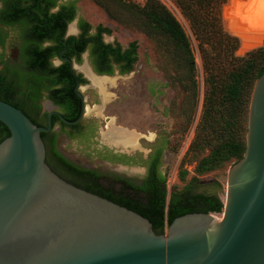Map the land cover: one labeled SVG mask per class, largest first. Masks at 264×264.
I'll list each match as a JSON object with an SVG mask.
<instances>
[{
    "label": "water",
    "instance_id": "obj_1",
    "mask_svg": "<svg viewBox=\"0 0 264 264\" xmlns=\"http://www.w3.org/2000/svg\"><path fill=\"white\" fill-rule=\"evenodd\" d=\"M0 122L10 134L0 143V264H264V73L221 217L188 214L161 235L143 216L49 168L41 134L50 118L38 127L0 100Z\"/></svg>",
    "mask_w": 264,
    "mask_h": 264
},
{
    "label": "trees",
    "instance_id": "obj_2",
    "mask_svg": "<svg viewBox=\"0 0 264 264\" xmlns=\"http://www.w3.org/2000/svg\"><path fill=\"white\" fill-rule=\"evenodd\" d=\"M25 1V0H24ZM28 3L3 0L0 22L4 25L29 22L30 35L37 32H52V23L64 19L66 23L75 16L73 5L62 7L59 13L50 14L55 0H46L44 11L34 10L35 0ZM114 22L121 21L113 14L110 4L130 18L138 21L139 29L148 38L161 36L182 58L186 71L194 77V59L188 36L176 17L159 1L145 0L139 6L126 0H92ZM188 22L202 59L205 74L203 109L197 134L190 150L199 152L203 147L210 148V154L203 158L197 167L198 173L213 171L224 163L238 162L245 152L247 117L250 98L256 80L264 73V35L255 36L254 31L236 11L235 5L244 0H171ZM228 4V5H227ZM223 20L227 30L224 29ZM82 34L78 37V55L87 47L95 65H108L98 70L99 74L113 75L112 64H116L120 74L133 71L137 61V43H130L127 49L120 44H105L102 35L111 31L99 26L93 35L91 26L80 22ZM0 44H4L3 42ZM243 55L237 56L236 53ZM39 68L37 64H33ZM100 66V67H101ZM32 67V66H31ZM49 67V66H48ZM4 77L0 73V94ZM191 88H195L194 82ZM3 102L7 99L0 97ZM9 131L0 122V143L9 137ZM42 138V136H41ZM151 160L141 161L148 167L143 186L117 179L111 181L106 176L92 170L80 169L59 154L46 153L45 162L61 179L91 194L107 199L121 207L148 219L153 231L161 235L175 219L195 213L220 214L223 204L214 194L196 193L192 188L172 192L167 201L165 177L159 172L162 147L155 146ZM114 162L136 165L133 158L113 156ZM185 174V172H183Z\"/></svg>",
    "mask_w": 264,
    "mask_h": 264
},
{
    "label": "rangeland",
    "instance_id": "obj_3",
    "mask_svg": "<svg viewBox=\"0 0 264 264\" xmlns=\"http://www.w3.org/2000/svg\"><path fill=\"white\" fill-rule=\"evenodd\" d=\"M126 1L139 6H143L145 2ZM159 1L176 17L189 38L194 59V77H190L182 58L163 37L148 38L140 31L138 21L119 12L112 4L110 9L121 24L108 19L103 10L91 0H82L79 3V16L94 27L101 24L109 28L110 36L103 37L106 43L114 41L122 48H127L130 43H137V62L131 74L111 78L113 85L106 90L108 98L101 116L87 117L88 121H95L98 126L94 149L73 143L64 136L59 137L58 148L76 166L96 171L110 180L127 179L134 185H140L144 178V169L140 164L123 165L101 158L102 148H109L103 142V134L107 123L113 119L117 127L142 136L138 150L124 152L113 148L125 154H135L136 163L143 161L142 158L148 156L155 146L163 148L161 171L165 177L167 201L172 192L192 188L196 193L217 195L224 205L228 171L237 162L224 163L210 172L197 171L199 162L210 154V148L205 146L197 153L190 150L203 109L205 74L202 59L198 42L178 8L171 0ZM223 26L228 31L224 20ZM253 31L255 36L264 35ZM5 32L11 41H17L18 28H7ZM236 55L242 57L244 54L237 52ZM192 82L195 88H191ZM84 95L87 98L86 105H102L101 95L92 85L91 88L84 89ZM213 215L220 218L222 213Z\"/></svg>",
    "mask_w": 264,
    "mask_h": 264
},
{
    "label": "flooded vegetation",
    "instance_id": "obj_4",
    "mask_svg": "<svg viewBox=\"0 0 264 264\" xmlns=\"http://www.w3.org/2000/svg\"><path fill=\"white\" fill-rule=\"evenodd\" d=\"M11 1L21 2L23 5L28 3L26 0ZM55 1V6L49 10L50 14L59 13L62 7L65 6L73 5L75 7V16L72 21L66 23L65 28V20L60 19L52 23L54 28L49 34L45 31H40L36 33L35 37H32L30 35L32 27L29 22L22 23L21 21L11 25H4L0 22V43H4L3 45L0 44V73L5 79V86L8 85L3 87L0 97L7 99L8 104L21 110L38 127L48 128L50 118V131L41 134L45 151L53 156L57 152V154L65 158L58 148L60 136H64L67 140L80 146L83 145L86 148L88 146L89 149H94L93 146L95 145L98 129L96 122L88 121L85 113L87 98L84 95V89L91 88L92 84L84 73L77 70V67L85 66L88 72L96 78H114L115 75L117 77L124 75L120 74L116 64H112L113 75L99 74L98 70L109 66V63L108 65H100L101 67L95 65L90 47H87L81 55L77 54L80 46L78 43L81 42V40L79 42L78 37L82 34L80 22L83 20L89 24L83 17L79 16V3L82 0ZM34 3L36 4L34 10L41 12L46 9V0H35ZM93 4L96 5L94 2ZM3 9L4 3L3 0H0V13ZM105 15L107 16L106 13ZM0 17H2V14H0ZM107 18L110 19L108 16ZM72 24H74L75 33H69V27ZM89 25L91 26L90 35H93L99 26L107 28L101 24L95 27L91 24ZM12 27L18 28L17 41H11L8 33L5 32V29ZM104 36L110 35L103 34L102 38ZM103 42L111 45L116 44L114 41L106 43L104 38ZM85 55H87V58H85ZM34 63L39 68L33 67ZM132 72L125 75H129ZM84 142L88 143L84 145ZM115 151L113 148L104 147L101 151V158L117 164L121 163L114 162L113 156H116V158L126 156L127 158H133L134 161L137 159L135 154H125L123 152L120 153V151L115 153ZM149 153L148 156L142 158L143 161L149 162L151 160L155 153V148ZM65 159L68 160L67 158ZM138 164L144 169V178L143 182L136 186H143L148 167L142 162ZM72 165L74 164L72 163ZM76 167L89 170L79 166ZM159 172L164 176L161 166ZM115 180L117 179L111 181ZM122 180L129 181L127 179Z\"/></svg>",
    "mask_w": 264,
    "mask_h": 264
},
{
    "label": "bare ground",
    "instance_id": "obj_5",
    "mask_svg": "<svg viewBox=\"0 0 264 264\" xmlns=\"http://www.w3.org/2000/svg\"><path fill=\"white\" fill-rule=\"evenodd\" d=\"M69 33H75L74 24L70 25ZM77 70L84 73L86 78L91 82L92 87L95 88L101 95L102 105L94 107L87 105L85 111L86 117H100L103 112V105L108 98L106 95V90L108 86L113 85V80L111 78H96L88 72L85 66L77 67ZM141 138V135H138L133 131L122 127H117L113 119H110V121L107 123L105 132L103 134V142L106 145L124 152L138 150L140 148L139 140Z\"/></svg>",
    "mask_w": 264,
    "mask_h": 264
},
{
    "label": "clouds",
    "instance_id": "obj_6",
    "mask_svg": "<svg viewBox=\"0 0 264 264\" xmlns=\"http://www.w3.org/2000/svg\"><path fill=\"white\" fill-rule=\"evenodd\" d=\"M235 8L252 30L264 34V0H244Z\"/></svg>",
    "mask_w": 264,
    "mask_h": 264
}]
</instances>
